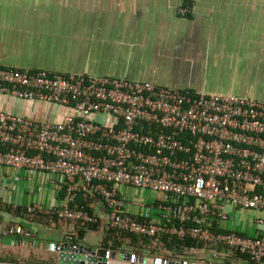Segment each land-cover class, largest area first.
Here are the masks:
<instances>
[{"label": "built area", "instance_id": "2783aa9c", "mask_svg": "<svg viewBox=\"0 0 264 264\" xmlns=\"http://www.w3.org/2000/svg\"><path fill=\"white\" fill-rule=\"evenodd\" d=\"M0 94L68 110L60 122L0 110V170L60 179V206L25 210L65 226L68 241L79 227L99 224L85 204L93 196L120 244L92 248L105 264H264V101L12 68H0ZM125 189L164 197L154 198L150 216ZM234 213L253 215L244 231L227 229ZM14 235L31 233L9 225L0 242ZM185 239L195 245L174 242Z\"/></svg>", "mask_w": 264, "mask_h": 264}, {"label": "crops", "instance_id": "0c3cea01", "mask_svg": "<svg viewBox=\"0 0 264 264\" xmlns=\"http://www.w3.org/2000/svg\"><path fill=\"white\" fill-rule=\"evenodd\" d=\"M182 6L190 7L184 16L177 13ZM0 68L113 77L264 101V0H0ZM0 110L51 122L68 113L1 94ZM123 192L129 197L137 191ZM63 195L59 178L0 170V236L9 225L31 233L1 237L0 264H56L47 249L51 243L100 248L107 229L98 198L89 196L85 204L99 224L79 227L72 241L65 238V226H49L25 210L58 207Z\"/></svg>", "mask_w": 264, "mask_h": 264}, {"label": "water", "instance_id": "95a60500", "mask_svg": "<svg viewBox=\"0 0 264 264\" xmlns=\"http://www.w3.org/2000/svg\"><path fill=\"white\" fill-rule=\"evenodd\" d=\"M71 246V242L54 244L56 264H105L103 258L93 256V249L87 250L84 245H79L77 250H72Z\"/></svg>", "mask_w": 264, "mask_h": 264}, {"label": "rangeland", "instance_id": "374dc122", "mask_svg": "<svg viewBox=\"0 0 264 264\" xmlns=\"http://www.w3.org/2000/svg\"><path fill=\"white\" fill-rule=\"evenodd\" d=\"M137 192L131 193V197L134 198V200L139 201L142 205L140 206V208L142 206H145L144 208H142L141 212L145 211L146 209L149 210L150 212V216H152V214H154V208H151L152 201L154 200V198H157V201L163 200V194L161 193H152L149 190H136ZM253 219V215L252 214H246V213H236L235 215V220L237 221V223L239 225L236 224H232L230 225L228 222V226L227 229L230 230H235L240 232L241 226L246 227L249 226V224L251 223V220ZM246 233H249V230H246Z\"/></svg>", "mask_w": 264, "mask_h": 264}, {"label": "trees", "instance_id": "16d2710c", "mask_svg": "<svg viewBox=\"0 0 264 264\" xmlns=\"http://www.w3.org/2000/svg\"><path fill=\"white\" fill-rule=\"evenodd\" d=\"M77 203H78V205H80L81 204V202H80V198H77ZM4 207V209H9V207L8 206H6V205H4L3 206ZM19 209V208H18ZM17 209V210H18ZM91 226H93V225H91ZM83 232L82 231H78L77 232V236H78V238H81L83 235ZM74 236V235H73ZM75 241V240H74ZM134 237L131 239V244L133 245L134 244ZM76 242V241H75ZM175 243H177V244H185V245H187V246H194L195 245V243L194 242H192V241H190V240H188V239H185L184 241H179V240H175L174 241ZM109 243H111V244H109ZM119 243L116 241V240H113L112 239V234H111V232L110 231H108L107 230V232H106V236H105V238H104V240H103V243H102V245L100 246V248H101V250H104V249H108V248H110V249H113V250H115V249H117L118 247H119Z\"/></svg>", "mask_w": 264, "mask_h": 264}]
</instances>
